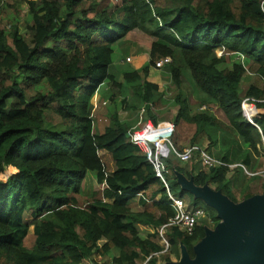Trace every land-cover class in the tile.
Wrapping results in <instances>:
<instances>
[{
	"label": "trees",
	"instance_id": "obj_1",
	"mask_svg": "<svg viewBox=\"0 0 264 264\" xmlns=\"http://www.w3.org/2000/svg\"><path fill=\"white\" fill-rule=\"evenodd\" d=\"M20 1L27 36L17 21L8 30L0 26V264H99L112 249L118 253L113 264H158L157 234L141 237L137 226L157 229L174 217L165 184L213 220L216 212L181 181L212 188L235 204L236 193L242 199L264 196L262 177H248L238 167L206 170L199 161L180 162L167 144L158 154L162 180L127 137L131 123L119 116L120 109L143 105L155 126L173 124L174 146L206 138L215 158L251 172L262 168L264 0H119L111 9L87 0ZM135 30L151 39L148 60L139 69L116 71L114 46ZM226 53L236 58L230 67ZM165 57L171 59L166 67L178 107L172 121L152 113L164 94L148 79ZM247 70L260 84L242 90ZM185 71L199 105L214 104L225 120L204 107L193 111L181 91ZM102 89L108 104L95 115L90 100ZM244 110H252L256 126ZM87 174L101 186L91 196L81 194ZM133 204L143 209L134 211ZM30 226L33 245L27 246ZM204 226L196 224L191 235L167 227L169 254L182 245L193 259Z\"/></svg>",
	"mask_w": 264,
	"mask_h": 264
},
{
	"label": "rangeland",
	"instance_id": "obj_2",
	"mask_svg": "<svg viewBox=\"0 0 264 264\" xmlns=\"http://www.w3.org/2000/svg\"><path fill=\"white\" fill-rule=\"evenodd\" d=\"M91 1L95 2L97 8H99V9L100 8L111 9L113 6H115V3H117L119 0H87L85 2V4L88 5ZM26 20H27V15H26L25 4L22 3L20 0H6L3 4L0 5V26L2 27V25H3L5 30L9 29L8 28L9 24L13 23L14 21H17V23L20 25L21 33H23L25 36H27V33L25 31V26H24V23H26ZM150 41H151V39L146 34L135 30V31L130 32L128 34V36L121 41V43L118 45L119 49H118V46L115 45L114 46V53H113V63L116 62V64H115L116 71H120L123 68H131V67L133 68L135 65H138L141 68L147 61V60H145V61L142 60L141 57L143 56L145 58L146 56H148L147 48L149 47ZM217 53H218V55H221L222 51L217 50ZM224 55H225V59H226V62H225L226 66L230 67L231 63L234 60H236V58H235V56H232L233 54L230 55V54L226 53ZM127 58H130V61H127L126 60ZM142 61H144V62H142ZM166 66L167 65L163 66L160 69L152 68L150 70L148 79L154 81L155 83H158L159 84V86H158L159 90L162 91V93L164 94V98H163L162 102L159 103L158 105L154 106L152 113L158 119H161L162 117H164L167 120L172 121V118L176 114L178 107L175 106V103H174V98L176 95L175 87L172 85V83L170 81V77L168 75ZM187 78H188V71H185V77L183 79V82L181 83V91L184 93L185 97L188 99L190 106L193 109V111H196L197 108L201 107L200 109H202V107H204L203 110H208L216 118L221 119V120H225L222 112L214 104H210L209 106L199 105V103L197 102L196 90L190 84V82ZM250 83L251 84H260V81L256 77L255 73H251L250 71L247 70V73L244 75V77L241 81V89L245 90ZM28 92L32 93L33 91H32V89H28ZM129 93H130V91H129ZM93 97L90 100L91 103H92ZM128 99L132 105H135L137 103V102H135L134 97L133 98L130 97ZM105 101L106 100H98L96 102V105L98 104V106L94 105L96 107V108H94L95 110L93 112L95 115H97L96 113H99L102 111V107H106V105L108 104V101L106 103H105ZM93 104H95V103H93ZM142 108H143V105H139V109H137L136 111L135 110L134 111L126 110V109H123V110L120 109L119 110V115L121 117L132 115L131 118H134V115H136L137 122L139 124H137L133 121H129V123H131V125H132L130 129H132V128L139 129V128H141V126L144 122H146L147 120H150V119L146 120L144 117V112L143 113L140 112V110ZM100 115H103V114H100ZM101 123H102V120L100 121V124ZM98 126H100V125H98ZM184 135H186V133L180 135V140H182L181 137H183ZM206 140L204 139L203 142L198 143L196 145H199L200 147L206 149V146H207ZM181 142L182 141H180L177 145L176 144L175 145L179 148H184L188 145L187 144L188 142H185L183 145L181 144ZM102 152L103 151H101V153ZM263 167L264 166H262V168H260L259 170H263ZM98 189H101V186L96 183L94 176L91 174H87V176L85 177V179L81 183V194L84 196H91V195H93L92 193L97 191ZM233 191H234V189H233ZM237 196H238V198H240L239 201L236 202V204H235L237 206L242 204L245 200H247V199H242V197L239 194ZM184 197H186V195H184ZM185 201H187V199H185ZM147 208L151 209L152 211H155L152 207H150V205L147 206ZM142 209H143V207H139L137 204H133V206H132V210H134V211H140ZM204 211H205V216L202 219H200L197 224H199V225L204 224L205 225L204 226L205 232L213 233L217 224L219 222H221V219L217 218V220H213L207 214V211L206 210H204ZM27 213H29V212H27ZM137 228H138V232H139L140 236L146 237L148 234H151V233L157 234V229H159L160 227L156 229V228L145 226V225H138ZM32 230H33V227L30 226L29 227L30 237L26 241L27 246L33 245L32 237H31V235L33 233ZM193 231H194V229H193ZM155 241H157L159 244H161V241L159 240V238L157 236L155 237ZM102 243L103 242H100V244H102ZM169 250H170V248L167 250L164 249L160 254H158V255L154 254V256H156V258H157L158 264H167V263H171V262H179L183 258V252L187 253L186 249L184 247L182 248V245H179V248L177 249L178 254H176V255L173 253L169 254V252H170ZM117 254H118L117 251L112 249L108 255H105L104 257H102V259L99 261V264H113L112 260H111L112 255L115 256ZM168 254H169V261H165L163 256L168 255ZM93 258L95 259L94 256H93ZM84 263L85 264H91V262L88 260H85ZM137 264H146V261L137 260Z\"/></svg>",
	"mask_w": 264,
	"mask_h": 264
},
{
	"label": "water",
	"instance_id": "obj_3",
	"mask_svg": "<svg viewBox=\"0 0 264 264\" xmlns=\"http://www.w3.org/2000/svg\"><path fill=\"white\" fill-rule=\"evenodd\" d=\"M181 182L184 189L214 210L221 222L194 246L193 259L183 252L179 262L167 264H264V196L237 206L211 188Z\"/></svg>",
	"mask_w": 264,
	"mask_h": 264
},
{
	"label": "built area",
	"instance_id": "obj_4",
	"mask_svg": "<svg viewBox=\"0 0 264 264\" xmlns=\"http://www.w3.org/2000/svg\"><path fill=\"white\" fill-rule=\"evenodd\" d=\"M241 59H243L242 56ZM126 60L130 61V58H127ZM170 62V57L162 58L155 62V68L160 69L163 66L170 64ZM246 100L247 99H244L242 101L243 109L245 107ZM251 111H249V113H251ZM140 112L143 113L144 109L142 108ZM249 113H247L245 110L243 111V115L245 116V118L249 120L250 123H252L254 126H256L250 120ZM137 124L139 123L137 122ZM173 129L174 126L172 123L163 122L155 126L151 120H147L142 124L141 128H132L127 132V137L134 145L138 146L139 149L146 154L148 160L153 164L155 168L156 175L162 180V167L158 159V154L165 144L169 145L172 153L174 154V157L180 162L199 161L200 165L206 170L216 167H226L231 170L238 167L241 168L248 177L260 176L264 179V169L251 172L248 171L246 167H244L240 163H226L220 159L215 158L205 148H202L199 145L195 144L184 148H177L172 144V141L170 139V135ZM165 187L167 190L168 199L172 207L175 209V215L172 219H170L168 223L163 224L159 229H157V237L161 241L160 245L162 246V250L158 253H155V255L160 254L164 249H169V242L165 236L167 227L176 226L188 235H191L193 233L195 225L200 219L205 216V211L203 208L191 207L188 203L185 202L183 198L172 195L169 192L166 184Z\"/></svg>",
	"mask_w": 264,
	"mask_h": 264
},
{
	"label": "crops",
	"instance_id": "obj_5",
	"mask_svg": "<svg viewBox=\"0 0 264 264\" xmlns=\"http://www.w3.org/2000/svg\"><path fill=\"white\" fill-rule=\"evenodd\" d=\"M139 57V56H138ZM148 58V56H146L145 58L142 56L141 57V59L142 60H148L147 59ZM144 61H142V62H144ZM134 68H136V69H139L140 67L138 66V65H135L134 66ZM105 93V89L103 90H99L95 95H94V97H93V99H92V103H95V104H93V105H96V102L98 101V100H101L102 99V95ZM98 105V104H97ZM120 116V115H119ZM132 116V115H131ZM131 116H124V117H121L120 116V118H122L123 120H127L128 122L129 121H133V122H135V123H137V118H136V115H134V118H131ZM188 133H186V135H187ZM205 140H206V138H205ZM207 143H208V141L206 140V145H207ZM263 169H264V167H263ZM229 175H232V173H229ZM238 195V193H236V196ZM237 199L239 200L240 198H238V196H237Z\"/></svg>",
	"mask_w": 264,
	"mask_h": 264
}]
</instances>
